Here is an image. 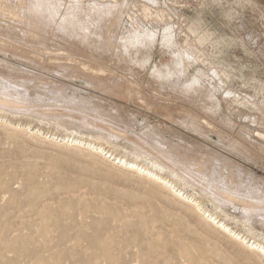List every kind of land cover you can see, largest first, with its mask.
Returning <instances> with one entry per match:
<instances>
[{"label": "rangeland", "instance_id": "obj_1", "mask_svg": "<svg viewBox=\"0 0 264 264\" xmlns=\"http://www.w3.org/2000/svg\"><path fill=\"white\" fill-rule=\"evenodd\" d=\"M209 214L264 246V0H0V264H264Z\"/></svg>", "mask_w": 264, "mask_h": 264}, {"label": "bare ground", "instance_id": "obj_2", "mask_svg": "<svg viewBox=\"0 0 264 264\" xmlns=\"http://www.w3.org/2000/svg\"><path fill=\"white\" fill-rule=\"evenodd\" d=\"M38 7V6H37ZM36 9V8H35ZM26 12V11H25ZM158 15V14H157ZM155 16V15H154ZM82 37V36H81ZM11 45V44H10ZM13 45H15V44H13ZM21 47V46H20ZM22 48V47H21ZM20 53V52H19ZM58 54V53H57ZM64 54V53H63ZM71 54H69V56H70ZM73 56H74V54H73ZM67 57V56H66ZM60 58V57H59ZM22 59V58H21ZM53 59H54V56H53ZM71 59V58H70ZM77 59V58H76ZM55 60H57V59H55ZM63 61V60H62ZM80 61V60H79ZM82 61V60H81ZM86 61H88V60H86ZM93 61V60H92ZM55 62V61H54ZM57 62V61H56ZM85 62V61H84ZM67 65V64H66ZM104 65V64H103ZM62 66V65H61ZM70 66V65H69ZM77 65H75V67H76ZM80 66H82V65H80ZM85 66V65H84ZM94 66V65H93ZM101 66V65H100ZM72 67V66H71ZM74 67V66H73ZM92 67V66H91ZM95 67V66H94ZM98 67H99V65H98ZM105 67V66H104ZM103 67V68H104ZM60 68V67H59ZM89 67H87V69H88ZM49 69V68H48ZM74 69H77V70H82L83 69V72H84V70L86 71V68L84 69V67L81 69L80 67H76V68H74ZM96 69V68H95ZM89 70V69H88ZM100 70V69H99ZM104 70V69H103ZM107 70V69H106ZM110 70V69H109ZM93 71V70H92ZM100 71H102V70H100ZM79 72V71H78ZM80 73V72H79ZM89 73V72H88ZM185 73V72H184ZM85 74H87V72H85ZM170 74V73H169ZM99 75H100V73H96V72H90V75L89 76H91V77H93V78H99ZM87 77H88V75H87ZM100 79V78H99ZM93 80V79H92ZM98 80V79H97ZM134 94V93H133ZM138 95V94H137ZM121 97V96H120ZM123 98V97H122ZM136 98V97H135ZM141 98V97H140ZM137 102V101H136ZM140 102H142V101H140ZM143 103V102H142ZM147 106V105H146ZM181 113V112H180ZM195 116V115H194ZM189 117V116H188ZM194 119V118H193ZM208 121V120H207ZM204 122V121H203ZM202 122V123H203ZM205 123V122H204ZM200 124V123H199ZM61 140H64V139H61ZM69 140V139H68ZM80 143H82V141L80 140V139H71V142L69 143L70 145H72L73 147L74 146H79L80 145ZM61 144H63V142L61 143ZM87 145L88 146H90V147H92V148H96L95 150H99L98 152H100L101 154L104 152V149L102 148V147H95V145L93 144V143H87ZM97 152V151H96ZM106 153H108V152H106ZM142 153V152H141ZM111 153H108V158H110L111 157ZM105 157V156H104ZM117 157H113V160H115ZM117 163H119L120 164V166L122 167H124L125 169H127V170H137V172H139V174L140 173H142V175H144V176H146V177H154V178H158L159 179V181L162 179L161 177H159L157 174H155L152 170H150V169H148V168H146V167H140L138 164H136V163H131L130 161H127L126 159H123V158H118L117 159V161H116ZM114 163V162H113ZM158 164V163H157ZM124 169V170H125ZM162 182L164 183H167V184H169L168 186L171 188V190H172V192L174 191L178 196H181L183 199H185V201L186 200H188V201H191L196 207H197V209H201L202 211H203V214H205L206 215V213H207V211L206 210H204V209H202L201 207H200V205H199V203H198V201H195V200H193L192 198H190L189 196H187L184 192H181V189H179L173 182H170V180H168V181H165V180H163L162 179ZM162 182H160V183H162ZM162 183V184H163ZM164 185V184H163ZM167 186V187H168ZM166 187V186H165ZM185 194V195H184ZM184 195V196H183ZM223 196V195H222ZM225 197V196H224ZM228 198V197H227ZM226 197H225V199H227ZM228 200V199H227ZM243 202V201H242ZM199 209V210H200ZM204 216V215H203ZM209 218H210V221H211V223H213V224H216L218 227H220V228H222V229H224V231H227V233L230 235V236H235V237H237V238H239L240 240H241V242H244V241H246V243H248V245H247V247H248V249L250 250V251H255V252H257V253H259V254H261L262 256H264V246L261 244V243H259V242H256V241H251L250 242V240H247V237L246 236H244L243 234H241V233H239V232H236V231H233L223 220H221V219H219L218 218V216H215V215H213V214H209V215H207ZM206 217V216H205ZM238 240V239H237Z\"/></svg>", "mask_w": 264, "mask_h": 264}]
</instances>
